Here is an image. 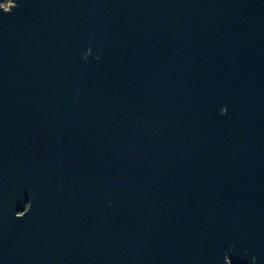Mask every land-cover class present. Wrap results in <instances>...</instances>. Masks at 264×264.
Returning <instances> with one entry per match:
<instances>
[{
  "label": "water",
  "instance_id": "1",
  "mask_svg": "<svg viewBox=\"0 0 264 264\" xmlns=\"http://www.w3.org/2000/svg\"><path fill=\"white\" fill-rule=\"evenodd\" d=\"M0 264H264V0H0Z\"/></svg>",
  "mask_w": 264,
  "mask_h": 264
},
{
  "label": "built area",
  "instance_id": "2",
  "mask_svg": "<svg viewBox=\"0 0 264 264\" xmlns=\"http://www.w3.org/2000/svg\"><path fill=\"white\" fill-rule=\"evenodd\" d=\"M9 4L12 5V2H11V1H8V2L6 3V5H5V4L3 5V7H4L5 9H8Z\"/></svg>",
  "mask_w": 264,
  "mask_h": 264
},
{
  "label": "rangeland",
  "instance_id": "3",
  "mask_svg": "<svg viewBox=\"0 0 264 264\" xmlns=\"http://www.w3.org/2000/svg\"><path fill=\"white\" fill-rule=\"evenodd\" d=\"M5 5H6V3H5Z\"/></svg>",
  "mask_w": 264,
  "mask_h": 264
}]
</instances>
